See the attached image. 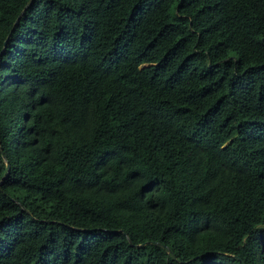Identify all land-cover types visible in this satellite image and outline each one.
Wrapping results in <instances>:
<instances>
[{
	"label": "trees",
	"instance_id": "trees-1",
	"mask_svg": "<svg viewBox=\"0 0 264 264\" xmlns=\"http://www.w3.org/2000/svg\"><path fill=\"white\" fill-rule=\"evenodd\" d=\"M0 147V264H264V0H0Z\"/></svg>",
	"mask_w": 264,
	"mask_h": 264
},
{
	"label": "clouds",
	"instance_id": "clouds-1",
	"mask_svg": "<svg viewBox=\"0 0 264 264\" xmlns=\"http://www.w3.org/2000/svg\"><path fill=\"white\" fill-rule=\"evenodd\" d=\"M28 3H29V1H28ZM28 3L26 4V6L28 5ZM26 6H25V7L23 8V10L19 13V15H18L19 17H20V15H21V13L25 10ZM18 16H17V17H18ZM18 19H19V18H16L15 22H16ZM0 151H1V153H3L1 147H0Z\"/></svg>",
	"mask_w": 264,
	"mask_h": 264
},
{
	"label": "water",
	"instance_id": "water-1",
	"mask_svg": "<svg viewBox=\"0 0 264 264\" xmlns=\"http://www.w3.org/2000/svg\"><path fill=\"white\" fill-rule=\"evenodd\" d=\"M17 18H19V16Z\"/></svg>",
	"mask_w": 264,
	"mask_h": 264
}]
</instances>
